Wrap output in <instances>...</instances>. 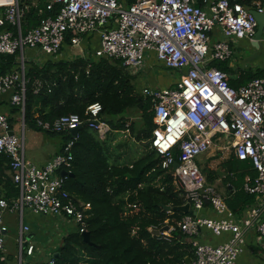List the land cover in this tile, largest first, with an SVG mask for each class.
Wrapping results in <instances>:
<instances>
[{
  "label": "built area",
  "instance_id": "obj_1",
  "mask_svg": "<svg viewBox=\"0 0 264 264\" xmlns=\"http://www.w3.org/2000/svg\"><path fill=\"white\" fill-rule=\"evenodd\" d=\"M25 1L34 0H0V54L16 56L17 63L0 75V98L10 94V104L21 112L19 135L0 114V155L8 159L9 177L17 190L11 199L0 196V264H9L4 245L6 212L20 218L16 264H26L24 259H33L37 252L34 240L27 237L29 226L22 222L26 212L67 221L80 235L86 232V207H79L64 188L71 173L74 139L38 167L24 158L22 133L27 63L42 65L80 48L85 35H98L99 46L91 57L82 58L119 60L137 76L153 56L158 65L178 75L171 87L140 89L149 101L154 124L149 148L158 156L160 169L174 179L179 197L196 213L185 214L177 225L193 251L188 264H237L248 232L264 238V78L234 88L229 75L216 65L232 57L231 41L253 40L257 24L249 10L233 0H203L201 6L195 0H134L130 5L122 0H44L48 15L23 31ZM263 8L255 10L261 13ZM214 27L221 37L217 41L210 37ZM261 40L264 43V32ZM101 111V104L94 103L86 108L85 119L69 114L52 122L37 119L36 125L56 134L86 125L104 135L110 128L100 119ZM216 144L231 149L237 160L249 161L256 173L243 184L254 202L237 218L195 160ZM205 206L224 218L197 216ZM200 228L214 236L229 233L230 238L216 246L200 244L196 240ZM173 230L170 227L161 238L171 240ZM35 264L55 261L48 257Z\"/></svg>",
  "mask_w": 264,
  "mask_h": 264
},
{
  "label": "trees",
  "instance_id": "obj_2",
  "mask_svg": "<svg viewBox=\"0 0 264 264\" xmlns=\"http://www.w3.org/2000/svg\"><path fill=\"white\" fill-rule=\"evenodd\" d=\"M196 1L198 5L201 2ZM133 2L126 0L128 5ZM233 2L251 7L252 0ZM26 6L23 31L36 27L48 15L44 0H38L36 5L29 1ZM69 37H66V47ZM16 67V56L0 54V75ZM216 67L228 74L222 63ZM25 78V126L48 136H60L64 143L74 139L72 176H68L64 188L82 202L83 208L86 207V232L90 243L84 242L81 235L72 230L62 237L56 252L60 255L54 259L55 264H185V258L191 257V245L177 227L185 214L178 211L167 213L160 207H179L184 201L175 191L170 173L160 169L153 151L131 167L113 166L105 156L103 142L86 125H82L76 137L70 132L42 131L36 125L37 119L52 122L69 114L85 119L86 108L99 103L102 106L99 117L112 130H125L126 114L140 112L139 127L135 129L134 123L129 127L131 131L137 130V139L146 140L154 124L150 104L142 98L140 87L136 86L137 77L131 75L119 60L53 58L42 65L27 63ZM243 78L246 83L264 78V68L247 70ZM229 85L233 87L230 79ZM8 96L10 94L6 95L9 102ZM10 108V115L19 110L11 104ZM7 119L13 127L14 118L9 116ZM246 167L245 161L234 160L230 163V172ZM8 169V159L0 155V196L11 199L17 190L6 174ZM238 177L237 192L226 200L227 207L236 215L254 202V197L242 189L243 174ZM165 225L174 228L169 241L151 233L153 228L160 229Z\"/></svg>",
  "mask_w": 264,
  "mask_h": 264
},
{
  "label": "crops",
  "instance_id": "obj_3",
  "mask_svg": "<svg viewBox=\"0 0 264 264\" xmlns=\"http://www.w3.org/2000/svg\"><path fill=\"white\" fill-rule=\"evenodd\" d=\"M122 1H125L126 3V0H122ZM202 1L203 0H201L200 4L198 5L197 1L195 0L196 5L201 6ZM25 2L27 4L29 1H25ZM30 3L33 5H36L38 3V0L30 1ZM250 5L251 7L250 6H247V7L244 6V7L247 8L248 10H255L257 7H261V6L264 7V0H252ZM210 37H211V41L212 40L217 41L221 38L217 27H214ZM251 43L252 42L250 40H246V39L240 40V41H231L230 43L231 48H232V57L228 61L222 63V65L225 69L228 70L229 79L231 80L233 87H239V86L246 84V81L244 80L243 75L247 70L256 71L258 69L264 68V43L262 42L258 47H254ZM98 46H99L98 35H85L82 38L80 48L78 49L77 52L72 53L70 49L68 52H65V55H60L56 58L73 59V58H82V56L88 58L93 55V52L98 48ZM236 46H238L240 50H244V49H249L251 51L254 50L253 54H256L257 52V56L254 55L251 60L247 61L243 58L242 56L243 53L241 54L240 51L238 53L235 51ZM167 72L168 74H171L173 78L169 80L168 82L166 81L164 87L149 86V85L147 86L158 87V88H165V86L167 87L173 86L175 80L178 78V75L172 72H169V71ZM144 85L141 86L140 89L144 87ZM5 106L10 107L8 98L6 96L0 99V114H4L7 117L10 116L14 118L15 124L13 125V130L16 134L18 135L21 134L20 133L21 118L16 119V117L14 115H10L8 111L2 112ZM135 112L136 111L134 112L132 111L126 114L127 116L126 118H128V120L125 125V127H127L125 130L109 129V131H107V133H105L104 135H99L95 130L89 129L90 132L94 134V136L99 141L103 142V146L106 150L105 156L107 157L110 165H113V166L129 165V167H131L130 166L131 164L143 158L150 152V151H147L145 153L136 152L134 155H132L133 147L131 151L125 150L127 149L129 145L132 146V144L140 142V141L144 142L146 146L148 145V148H149V138L150 137L147 138L146 140L142 138L137 139V130H134V131L130 130L129 126L132 125L133 123H134L135 129H137L139 125L141 124L140 112H137V113ZM135 125H137V127H135ZM22 133H23L24 158L26 160V155H27L29 158L28 162L31 164H34L38 167H42L54 155H56L57 153L61 151V148L63 145V141L61 138H59L58 140L49 139L48 135H46L45 133L38 132L36 130L27 128V127L25 128L24 131H22ZM224 142H226V140L223 141V144ZM223 150H226L229 153H224ZM214 152L216 154H214ZM221 153L223 154L222 156H221ZM197 159H198L197 163L200 164V166L202 165L200 168L201 169L204 168V170L208 172L207 176L206 174H203V173L202 174L204 175L206 180L215 187L217 192L225 199V202L227 199L234 196V194L237 192L236 185L238 184V179H239L238 175L243 174L241 184H244L245 181L248 179L252 180L256 175L249 161H245V164L247 165L246 168L239 169L235 172H230V163L234 162V160L238 162L240 161L236 159L231 149H223L222 144L221 145L218 144V146L212 147L208 152L202 155H199ZM6 174L9 175V172L6 171ZM173 185H174V180H173ZM174 188H175V185H174ZM73 199L77 204L83 205L82 202L76 200L74 197ZM247 208H245L244 212H241L240 215H236L232 213L231 209L228 207L229 211L236 218L244 215ZM25 215L29 216V218L27 217L26 222L24 221ZM197 216H200L203 218L214 219V220L224 218V215H217L208 206H205L201 211H198ZM48 221H52L53 225L54 223L57 225L56 234H57V237L59 236V238H56L58 240L51 241L50 254L45 255V259L48 257L52 258L51 254L52 253L54 254L57 252V248L60 244L62 237L65 236L67 233L71 232V231H67L68 229H72L73 231H76V228L74 227V225H72L71 223L67 221H63L61 219H55L53 217L35 215L30 212H26L23 216L22 222L25 225L29 226L30 230H29L27 237L32 238L36 233L38 235L39 233H42L40 226L41 224L47 225ZM7 230H8V227H7ZM19 233H20V223H19V228H18V237H19ZM169 235L171 237L172 231ZM183 236L186 238V241L189 243V238L184 234ZM229 238H230L229 233H223L221 236H214L210 233V231H208L205 228H200L199 235L196 236V240L200 244H209L213 246L221 244L222 242L227 241ZM191 251H192V248H191ZM192 255H193V251L191 253L190 259L192 258ZM7 258L10 264L11 256L8 254ZM237 264H264V238L259 237L258 234L253 231L248 232L246 235L245 247L243 249V252L239 255L237 259Z\"/></svg>",
  "mask_w": 264,
  "mask_h": 264
},
{
  "label": "rangeland",
  "instance_id": "obj_4",
  "mask_svg": "<svg viewBox=\"0 0 264 264\" xmlns=\"http://www.w3.org/2000/svg\"><path fill=\"white\" fill-rule=\"evenodd\" d=\"M78 49L79 48H73V49H71V52L75 53L78 51ZM235 51L237 53L239 51L241 52V54L243 53L242 56L247 61L251 60L254 55L257 56V52H256V54H253L254 50L253 51H251L249 49L240 50L238 46L235 47ZM86 60H88V59H86ZM167 71H169V70H167ZM167 71L165 68L159 66L157 64L156 60L154 59V57L151 56L149 58V60H147V64L143 67L142 71L136 76L137 77L136 78V86L141 87L145 84V85H149V86L164 87L166 81L168 82L169 80H171L173 78V76L171 74H168ZM150 77H151V79H150ZM165 87H167V86H165ZM143 99H145V98H143ZM145 100H147V99H145ZM144 104L146 105V103H144ZM8 107L5 106L3 108L2 112H6V111L10 112V107L9 108ZM135 113H137V112H135ZM12 114L16 117V119L21 118L20 109L17 112L12 113ZM135 127H137V125H135ZM48 137H49V139H55V140H58L59 138H61L60 136H51V135ZM63 144H64V142H63ZM215 146H218V145L216 144ZM132 147H133V149H132ZM131 149L133 151L132 155H134L136 152H144L145 153L147 151H151V149L148 148V145L146 146L144 144V142H142V141L134 143V144H132V146L129 145L127 147V149H125V150L131 151ZM215 152H217V151H215ZM215 152H214V154H216ZM223 152L229 153L226 150H223ZM222 155L223 154L221 153V156ZM197 158L195 159L196 163L198 161ZM28 159L29 158L26 155V162H28ZM197 165L199 166V168L202 166V165L200 166V164H198V163H197ZM200 170L203 174H206V176L208 175V172L206 170H204V168H202V169L200 168ZM27 217L29 218L28 215H25V219H24L25 222L27 220ZM3 222L8 227V233H7V235L5 237V241H4L6 254L7 255L9 254L11 256L10 264H16L18 253H19L17 240H18V228H19L20 218L16 215V213L10 214V213L6 212L3 214ZM56 226L57 225L55 223L53 225L52 221H48L47 225L41 224L40 227H41L42 233H39V235L36 233L32 237V239L34 240V245H35L38 252H36L35 257L33 259L32 258H25L24 262L26 264L31 263V262L35 264L40 260H45V255L50 254L51 241L52 240H58L56 238H59V236L57 237V234H56V232H57ZM154 229H156V228H154ZM67 231H72V229H68Z\"/></svg>",
  "mask_w": 264,
  "mask_h": 264
},
{
  "label": "water",
  "instance_id": "obj_5",
  "mask_svg": "<svg viewBox=\"0 0 264 264\" xmlns=\"http://www.w3.org/2000/svg\"><path fill=\"white\" fill-rule=\"evenodd\" d=\"M250 14L254 17L255 21H256V24H257V27H256V31L254 33V36H253V40L251 41L252 45L254 47H258L261 43H262V34L264 32V8H263V11L261 13L257 12L256 10H249ZM139 109H141V105L139 104L138 105ZM82 127V126H81ZM81 127H78L77 129H74V130H71L70 133L73 137H76L77 136V133L78 131L81 129ZM13 132H9V135H12ZM155 158L157 159L158 156L155 155ZM178 166L177 163H175L173 165V169H175L176 167ZM219 173V172H217ZM61 176L65 175V172L64 171H61L60 173ZM68 176H72V173L68 174ZM160 207L162 208L163 211L167 212V213H170L172 211H178L180 213H183V214H190V215H193L195 216V212L191 209L190 207V204L189 203H184L183 205L179 206V207H171L169 205H160ZM170 227L168 225H165L163 226L162 228L160 229H152L151 230V233L154 235V236H160L162 233H167L169 231ZM81 238L83 239L84 242L86 243H90L89 242V234L88 232H84L81 234ZM59 253H54L52 254V258L53 259H56L59 257ZM190 262V258L189 257H186L185 258V264H188Z\"/></svg>",
  "mask_w": 264,
  "mask_h": 264
}]
</instances>
